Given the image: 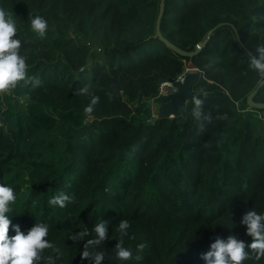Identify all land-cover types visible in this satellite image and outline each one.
<instances>
[{"label": "trees", "instance_id": "1", "mask_svg": "<svg viewBox=\"0 0 264 264\" xmlns=\"http://www.w3.org/2000/svg\"><path fill=\"white\" fill-rule=\"evenodd\" d=\"M159 2L0 0L26 63L24 79L0 92V183L18 197L12 224L49 227L40 264H95L82 251L100 222L99 264H121L122 220L133 253L123 264H206L217 238L251 242L242 220L264 213V108L246 99L264 79L252 66L264 49V0H164L159 28L172 44L190 52L210 32L192 57L156 36ZM37 15L44 36L30 27ZM186 69L199 79L185 116L157 118L146 101ZM253 100L264 103V84ZM59 195L70 198L63 207L48 204Z\"/></svg>", "mask_w": 264, "mask_h": 264}, {"label": "clouds", "instance_id": "2", "mask_svg": "<svg viewBox=\"0 0 264 264\" xmlns=\"http://www.w3.org/2000/svg\"><path fill=\"white\" fill-rule=\"evenodd\" d=\"M30 27L39 36H44L49 25L47 21L37 15L31 19ZM17 25L12 13L0 7V92L13 88L17 81L24 79L26 63L23 56L18 55L21 41L16 38ZM260 59H253L252 66L259 72L264 73V49H260ZM88 89H82L81 93H87ZM99 102V97L93 95L90 103L85 107L86 112H92L93 106ZM197 104L200 101L196 102ZM17 194L14 188L5 183H0V264H40L42 254L53 246L45 239L49 235V227L44 223H36L25 233L17 224H12L10 214L13 213V206L17 202ZM67 195L51 197L49 205L64 206ZM242 223L247 226V233L251 236V242L246 243L235 236H228L227 239L217 238L203 253V260L206 264H241L242 261L254 256L256 260L264 257V213L248 211ZM12 227L14 235L9 236V227ZM127 220H122L117 233L120 234V242L116 245V257L121 264L129 261L133 253L129 248L123 246V236L130 228ZM96 238L89 239L82 251V257L88 258L94 254L95 264H99L105 258L104 251H96V246L108 238L106 237V225L100 222L95 226ZM145 248L143 243L137 245L142 251ZM51 264V258L49 257ZM136 259H140L139 256Z\"/></svg>", "mask_w": 264, "mask_h": 264}, {"label": "water", "instance_id": "3", "mask_svg": "<svg viewBox=\"0 0 264 264\" xmlns=\"http://www.w3.org/2000/svg\"><path fill=\"white\" fill-rule=\"evenodd\" d=\"M164 8V0H160L159 2V11L156 17L155 22V32L156 36L163 41L168 47H170L174 52L187 57H192L196 55L201 47L207 42L208 38L210 37V32H208L207 37L203 40L197 43L194 50L188 52L184 51L174 44H172L170 41L165 39L161 33H160V20L163 13ZM249 52L248 50H246ZM250 53V52H249ZM199 79V72L197 70L186 72L183 76L182 81L175 82V86L177 88L176 92L170 93V94H159L153 99L147 100V105L149 107H152V105L156 104L158 105L157 110L154 111V115L157 118H166V117H174L179 112L183 116H185V105L186 102L195 96V91L193 90L194 84ZM264 84V79L261 80L257 86L248 94L247 96V105L250 107L255 108H264V103L261 102H255L253 100L254 95L256 94L257 90Z\"/></svg>", "mask_w": 264, "mask_h": 264}, {"label": "built area", "instance_id": "4", "mask_svg": "<svg viewBox=\"0 0 264 264\" xmlns=\"http://www.w3.org/2000/svg\"><path fill=\"white\" fill-rule=\"evenodd\" d=\"M194 70L195 69H186V71L182 75L178 76L175 80L165 81V82L160 83L159 89H158V95L159 94H170V93L176 92L177 88L175 86V82L182 81L183 76L186 72L194 71Z\"/></svg>", "mask_w": 264, "mask_h": 264}, {"label": "rangeland", "instance_id": "5", "mask_svg": "<svg viewBox=\"0 0 264 264\" xmlns=\"http://www.w3.org/2000/svg\"><path fill=\"white\" fill-rule=\"evenodd\" d=\"M195 70H196V69H195ZM8 92H9V91L7 90L6 93H8ZM157 108H158V105H156V104L152 105V107H151L152 111L157 110Z\"/></svg>", "mask_w": 264, "mask_h": 264}]
</instances>
